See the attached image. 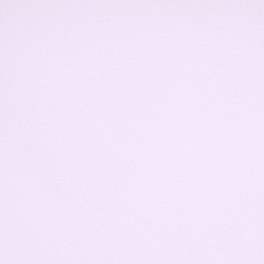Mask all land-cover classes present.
Returning a JSON list of instances; mask_svg holds the SVG:
<instances>
[{
  "label": "snow or ice",
  "instance_id": "6c2138e0",
  "mask_svg": "<svg viewBox=\"0 0 264 264\" xmlns=\"http://www.w3.org/2000/svg\"><path fill=\"white\" fill-rule=\"evenodd\" d=\"M0 264H264V0H0Z\"/></svg>",
  "mask_w": 264,
  "mask_h": 264
}]
</instances>
